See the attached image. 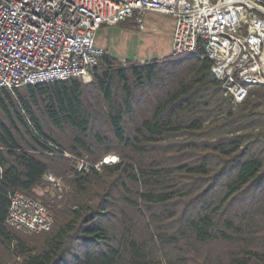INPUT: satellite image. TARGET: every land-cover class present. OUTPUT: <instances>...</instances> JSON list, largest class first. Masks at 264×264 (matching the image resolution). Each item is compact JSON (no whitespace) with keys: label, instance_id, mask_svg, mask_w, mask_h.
I'll return each instance as SVG.
<instances>
[{"label":"trees","instance_id":"16d2710c","mask_svg":"<svg viewBox=\"0 0 264 264\" xmlns=\"http://www.w3.org/2000/svg\"><path fill=\"white\" fill-rule=\"evenodd\" d=\"M203 55L105 56L90 83L0 90V247L14 264H264V88L234 107ZM47 174L65 201L37 194ZM8 192L40 199L51 229L7 227Z\"/></svg>","mask_w":264,"mask_h":264},{"label":"built area","instance_id":"2783aa9c","mask_svg":"<svg viewBox=\"0 0 264 264\" xmlns=\"http://www.w3.org/2000/svg\"><path fill=\"white\" fill-rule=\"evenodd\" d=\"M148 12L174 19L172 55L201 47L223 97L235 107L264 88V0H0V90L81 79L107 56L95 46L103 25L132 20L144 29ZM103 158L95 169L118 162ZM88 165L81 160L77 171ZM52 175L46 179L54 182ZM5 225L25 234L54 224L40 199L8 192Z\"/></svg>","mask_w":264,"mask_h":264},{"label":"crops","instance_id":"0c3cea01","mask_svg":"<svg viewBox=\"0 0 264 264\" xmlns=\"http://www.w3.org/2000/svg\"><path fill=\"white\" fill-rule=\"evenodd\" d=\"M144 29L139 30L135 23L132 20H125L118 24L117 26H105L101 27V32H103L104 37H109L108 39H100L98 35L95 37V46L102 48L107 51V56L119 60L121 62L124 61H138V62H147L155 59H162L166 53H169V49H172V39H173V31H174V19L168 15H162L155 12H148L144 18ZM99 30V31H100ZM118 30V31H117ZM140 32L142 33L141 39H146V37L152 38L154 40L158 35H164V43L167 42L168 49H163V54L161 56H155L156 54H151V57L148 59L146 55H142L138 53H134V58H127V41L129 38L130 32ZM117 36V38H115ZM105 37V38H106ZM161 38V37H160ZM158 38L157 40H160ZM142 40H139V43H136L137 46L143 45ZM158 46V43H157ZM126 53V54H125ZM158 55V54H157ZM165 58V57H164ZM135 59V60H134Z\"/></svg>","mask_w":264,"mask_h":264},{"label":"rangeland","instance_id":"374dc122","mask_svg":"<svg viewBox=\"0 0 264 264\" xmlns=\"http://www.w3.org/2000/svg\"><path fill=\"white\" fill-rule=\"evenodd\" d=\"M97 35H98V37L100 36L101 40L109 38L106 36H105L106 37L105 38L103 35V32H101V30L98 31ZM115 38H117V36H115ZM141 38H142V33H140V32L133 31V32L129 33V38L127 41L128 46H127V51H126L127 58L133 59L134 53H138L137 56H139V54H142V55L145 54L147 59L149 57H151L152 53L156 54L155 56H161V54H163V52H165V51H163V49L169 48L167 45V42L164 43L165 36L162 34L156 36V38H154V40H151L152 38H149V37H146V39H141ZM158 38H160V40H157ZM139 40H142L144 42H143L142 46L138 47L136 43H139ZM157 43H158V46H157ZM169 50H170L169 53H166L167 55H164L163 58L173 56L172 55V49H169ZM111 155L112 156H110V155H108V156L112 157V158L117 157L116 155H113V154H111ZM96 170L100 171V167H99V169H96ZM50 175H52V174H50ZM51 177L54 179V182L44 178V181L46 182V184L44 187H41V188L36 190L37 194L39 196H43L45 194H48V195L52 196L53 198L55 197V200L57 202L65 201L66 200L65 197L71 192L69 185L67 183H65L64 180H62V178H57L53 175ZM14 260H15L14 258H12L2 247H0V264H14Z\"/></svg>","mask_w":264,"mask_h":264},{"label":"bare ground","instance_id":"6f19581e","mask_svg":"<svg viewBox=\"0 0 264 264\" xmlns=\"http://www.w3.org/2000/svg\"><path fill=\"white\" fill-rule=\"evenodd\" d=\"M111 158H112V157H109V158L107 157V160H106V161H110Z\"/></svg>","mask_w":264,"mask_h":264}]
</instances>
